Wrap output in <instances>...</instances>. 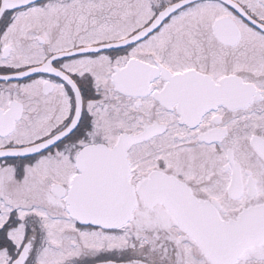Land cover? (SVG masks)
Here are the masks:
<instances>
[{"label":"snow or ice","instance_id":"6c2138e0","mask_svg":"<svg viewBox=\"0 0 264 264\" xmlns=\"http://www.w3.org/2000/svg\"><path fill=\"white\" fill-rule=\"evenodd\" d=\"M0 264H264V0H0Z\"/></svg>","mask_w":264,"mask_h":264}]
</instances>
